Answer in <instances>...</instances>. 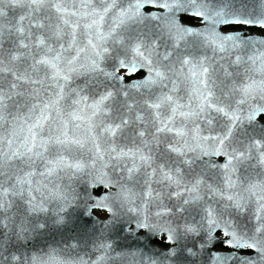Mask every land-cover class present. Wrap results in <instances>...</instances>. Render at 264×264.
Returning <instances> with one entry per match:
<instances>
[{
  "label": "snow or ice",
  "instance_id": "1",
  "mask_svg": "<svg viewBox=\"0 0 264 264\" xmlns=\"http://www.w3.org/2000/svg\"><path fill=\"white\" fill-rule=\"evenodd\" d=\"M233 24L264 0H0V264H264V38ZM137 229L170 246L119 242Z\"/></svg>",
  "mask_w": 264,
  "mask_h": 264
},
{
  "label": "water",
  "instance_id": "2",
  "mask_svg": "<svg viewBox=\"0 0 264 264\" xmlns=\"http://www.w3.org/2000/svg\"><path fill=\"white\" fill-rule=\"evenodd\" d=\"M143 10L145 12L157 11V9H154L149 5H146ZM160 11H163V10L161 9ZM185 17L194 18L197 20V23H198L197 26H191V25L185 23L186 25L191 26V27H203L202 20H200L197 17L192 16L191 14H181L180 18H181L182 23H184L182 21V19ZM234 25L251 26V25H243V24L221 25L220 30L222 32H225V33L231 32V31H224L222 28L228 27V26H234ZM252 27H259V28L264 29V27H261L258 25L252 26ZM236 32L243 34V31H236ZM246 36H252V37H255L257 39L264 38V36H257V35H246ZM109 70H111V69H109ZM121 70H120L121 75L125 76L124 83L132 84L134 81L139 80V79L126 80V77L132 76L135 73H129V72H127L126 69H125L126 70L125 72H121ZM234 70L235 69L233 67L228 68V71H230V72H232ZM142 71H144L145 75H146V69H144ZM218 75H220L221 78L223 79V73L222 72L218 73ZM225 82L227 83L229 81L226 80ZM77 83H82V81H77ZM261 115H264V114H261ZM259 119H260V117H259ZM261 121L264 122L263 120H261ZM75 124H81V127L77 130L73 127ZM69 131H70V134H72L73 132H75L77 135H86L87 134V129H86L85 125L80 121H70ZM122 139H126V140H124V143H128V142L130 143V139H131V130L130 129H125L122 133H119L117 135L116 141L118 144H120V141ZM221 162H223V161H221ZM100 188H103V186H96L95 190L100 189ZM103 193L104 192H102L100 194H95V192H93V195H103ZM98 220H100V219L97 218L93 214V209L91 211V216H88L87 214H82L80 211H77V212L73 213L72 219L66 225L61 226V227H53L50 230L36 236L34 240H30L28 242V246H27L28 251L31 252V251L36 250V249H43V250L47 251L49 248H64L65 244H72L75 242L73 240V237L83 235V230H84L85 226L91 227ZM121 235L124 237H127V239L119 241L120 243H122L124 245H133L136 247H147L148 249H162L160 247L152 245L148 239L140 237V235L138 234V230H136L135 235L129 236L127 232H124ZM9 250L11 251L12 249L10 248ZM85 250L86 249H76L73 251L82 252ZM66 251H69V250L66 249ZM94 258L95 257L93 256V259Z\"/></svg>",
  "mask_w": 264,
  "mask_h": 264
},
{
  "label": "flooded vegetation",
  "instance_id": "3",
  "mask_svg": "<svg viewBox=\"0 0 264 264\" xmlns=\"http://www.w3.org/2000/svg\"><path fill=\"white\" fill-rule=\"evenodd\" d=\"M182 21L184 23H187L191 26H197V20L194 18H190V17H185L182 19ZM224 31H231V32H236V31H243V34L246 35H257V36H264V29L259 28V27H252V26H242V25H234V26H228V27H224L222 28ZM125 69H122L121 72H125ZM145 75V72L142 70H139L137 73H135L132 76L126 77V80H131V79H141L142 76ZM260 119L264 121V115L260 116ZM174 135V134H170ZM124 140L126 139H122L120 141V144H130L128 143H124ZM216 161L219 163L221 161H223V157H216L215 158ZM106 191L104 188H100L95 190V194H100L102 192ZM93 214L99 218V219H103L106 216V212L103 210H98V209H93ZM138 230V234L140 235V237H143L145 239H148L149 242L157 247H160L162 249H166L167 247L170 246V244L166 241L165 237L163 234H158L157 236L153 237L150 233H147L146 230L143 229H137ZM216 250H223V251H228L229 249H227L225 246L223 245H217V249Z\"/></svg>",
  "mask_w": 264,
  "mask_h": 264
}]
</instances>
